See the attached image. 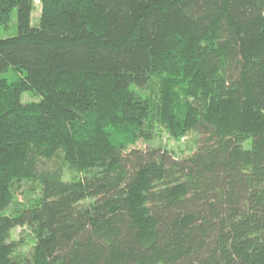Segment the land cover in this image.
<instances>
[{
	"label": "trees",
	"instance_id": "trees-1",
	"mask_svg": "<svg viewBox=\"0 0 264 264\" xmlns=\"http://www.w3.org/2000/svg\"><path fill=\"white\" fill-rule=\"evenodd\" d=\"M14 11L0 264H264V0H0V28Z\"/></svg>",
	"mask_w": 264,
	"mask_h": 264
},
{
	"label": "rangeland",
	"instance_id": "rangeland-1",
	"mask_svg": "<svg viewBox=\"0 0 264 264\" xmlns=\"http://www.w3.org/2000/svg\"><path fill=\"white\" fill-rule=\"evenodd\" d=\"M41 14V6L38 1H35L34 10L32 12V24L36 25L38 23L39 17ZM18 34L17 25H16V12L14 11L11 14L10 22L7 28H0V40L12 38ZM0 78L6 79L9 83L15 81L18 76L8 72L6 74H0ZM37 101V99L29 94H25L23 96V102L30 103ZM196 134L192 132H187L184 136L177 137L176 139L171 137L165 130H159L157 132V136L154 141H152L151 145L153 146H161L163 149H166L169 152H172L176 157H185L190 155L196 147ZM134 148L142 149L144 148V144L141 142H137ZM35 197L34 194H29L25 192L24 189H21L17 194V201L22 203L23 205L28 203L31 199ZM15 207L12 205L7 211L6 214H10V212ZM11 238L13 240H23L26 244L25 247L22 248L24 253H28L33 244V240L29 237V232L26 229H15L11 233Z\"/></svg>",
	"mask_w": 264,
	"mask_h": 264
}]
</instances>
